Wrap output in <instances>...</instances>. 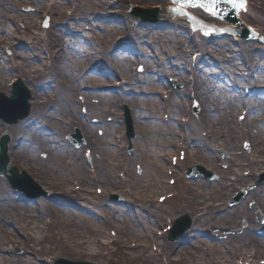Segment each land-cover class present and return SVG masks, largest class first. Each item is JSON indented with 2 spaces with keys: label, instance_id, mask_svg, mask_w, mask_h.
Listing matches in <instances>:
<instances>
[{
  "label": "bare ground",
  "instance_id": "6f19581e",
  "mask_svg": "<svg viewBox=\"0 0 264 264\" xmlns=\"http://www.w3.org/2000/svg\"><path fill=\"white\" fill-rule=\"evenodd\" d=\"M3 1L4 9H1L0 5V31L5 37L0 39V94L10 93L8 83L12 81L23 80L24 85L32 86L34 97L32 113L8 130L13 136L12 158L15 162L21 160L29 163L24 166L28 168L33 180L34 178L41 180L53 195L58 193L74 199L83 198L80 193L70 192L68 188L73 179L80 181L85 188L94 183L91 180V170L88 169L90 164L83 153V148L87 146L92 151L91 166L96 168V175L99 173L97 176L99 184L105 188L120 189L123 183L126 184L129 174L128 179L132 184L142 187L146 184V189L156 193L159 190H166L164 183L167 178V165L155 152L153 153V149L166 146L173 152L182 145L184 148L191 147L198 151L194 152L198 166L206 167L208 170L211 168L209 171L219 172L222 178L215 185L202 181L199 191H194L192 185L185 186L182 201L185 200L187 207L197 217L196 224L199 225L197 232L205 235L202 226L214 224L216 221L221 226L234 227L242 220H246L248 227L241 237L227 236L216 245L202 242L191 234L173 246H162L164 259L161 260L148 252L147 248L148 244L156 241L154 229L161 225L163 216L160 209L151 212L146 221L142 216L140 224L139 218L133 220L131 214H127L123 220L112 217L109 212L112 206L108 204L98 208L97 213L86 209L88 215L75 212L76 207L80 205L57 209L38 203V206L34 207L26 201L17 202L18 197L8 188L10 185L6 180V177H10L8 171L6 177L0 180V264H38L36 259L27 257L33 254L46 260L49 257L71 259L78 257L103 264L114 259L115 255L123 257L126 264H234V259L241 258H245V262L259 264L262 259L259 262L258 259L264 258V236L255 235L256 231L263 229L256 223V216L243 209L244 201L238 211L225 209L224 206L227 198L235 190L249 184V179H246L242 172L248 170L251 176H254L264 167V45L261 48L252 42L246 44L243 41H215L213 45L208 46L207 43L211 40L205 38L196 43L190 39L193 35L190 31H187L188 35L176 32L179 26H184L187 18L178 16L170 19L169 9L174 5L170 0L115 1L118 3V10H123L129 2L144 7L160 5L169 20L165 19L166 21L162 20L159 23L161 24L159 28L165 24H168V28H161L158 32L153 31L149 24L142 25L133 21L129 25L130 28L125 29L126 26L122 27L120 19L104 24L91 23L93 20L90 22V19L87 23L84 21L98 9L111 8L109 0H71L70 4L74 5L71 13L67 12L69 10L63 11L64 4L56 0H48V4L41 0ZM248 1L250 14L240 16L259 33L264 34V0ZM17 6L33 9V12L19 13L14 9ZM188 10L215 25L244 27L212 20L199 10ZM58 12L65 15L64 17L70 16L66 20V22L71 20L66 29L67 35L86 32L85 39L89 37L95 39L96 44L93 46L81 41L77 43L78 40L71 44L69 42L71 40L61 41L62 36L54 33L53 38L44 41L45 46L42 47L41 38L34 37L33 31H39L45 20L44 14L49 17L50 13L55 16ZM76 18L82 19L83 23H73ZM3 19L12 20L9 28L4 27ZM189 27L184 28L189 30ZM195 31L200 33L199 29ZM21 34L23 37L20 39L26 40L32 52L15 53L21 61L12 64L1 50H4L5 46L7 50L13 49L18 45L15 39ZM120 40L130 44L122 48L123 52L113 54L114 45ZM201 42L203 43L200 44ZM18 49L19 46L15 47L14 51ZM194 50L196 52L191 56L199 54L196 63L192 58L189 59V54ZM44 51L49 54L48 63L44 65L46 68L30 69L28 59L31 63L37 54ZM66 58L68 62L65 72V68H60L59 63L66 61ZM56 59L59 61L55 62ZM245 61L249 63L250 69H246L243 63ZM91 65H96L94 76H87L78 81V76L74 74L85 72ZM161 68L164 74L159 76L158 70ZM139 69L142 75L137 74ZM59 71L62 82L57 78L60 75ZM236 72L240 73L239 76ZM116 75H120L121 79L126 81V86L116 85L120 87L111 91L112 88L109 89L108 85L112 86L115 83V81L111 83V78ZM170 79L177 80L184 88L182 90L170 88L168 85ZM103 88L111 92L100 93L101 91L97 90ZM246 88L251 90L249 97L242 91ZM81 90L84 92H80ZM163 94L169 95V103L157 100ZM195 102L200 105V114L194 119L193 125L185 127L179 121L181 118L192 117L191 106ZM4 103L0 97V112L2 110L7 112V117L14 118L20 112V107L11 106L13 103ZM125 108L133 110L132 118L135 123L129 120L132 129L136 127L138 144L144 147V151L134 158L117 153L118 144L111 141L122 134L123 125L119 123V119H123L122 111ZM241 109L247 112L249 119L247 126L245 125L247 128L227 115L229 111L236 114ZM66 113L68 118L65 119ZM106 113L107 120L116 118V125L102 123ZM162 113L172 117L171 124L168 125L172 126V130L169 129L167 134L161 129L167 125L160 120ZM0 127V130H5L1 124ZM112 129L116 130L115 137L112 135ZM74 134L78 137L82 149L76 150L67 142L66 138ZM242 139L250 144L251 151L248 153L244 152L243 144L240 142ZM113 143L115 146L112 147ZM125 149L126 147L121 148V152ZM223 152L229 156V160L225 162L226 170L218 167L220 159L216 156ZM195 154H190V159L191 155ZM147 160H150V165H147ZM199 160H202L200 162L203 164H199ZM140 162H146L144 171L147 170V175L142 177L133 174V167L136 164L138 166ZM119 170L126 171L127 176L124 180L117 178ZM29 172L27 171L28 174ZM210 190L213 192L212 195H210L212 192L209 193ZM108 191L111 189H107L106 193ZM248 197L258 202L264 211V186L250 192ZM131 210L132 207H129V211ZM106 214L109 216L107 219L103 217ZM121 221L132 224L128 227V233L131 228L135 236L141 232L139 229L144 232V237L140 238L146 241L140 242L145 245L139 252H128L124 248L112 250V244L116 241L106 238L105 231L110 228L117 229L115 223ZM140 225L144 227L140 228ZM16 231L22 232L26 238H18ZM14 243L22 250V254L7 256L9 250L5 247ZM203 243L206 244L205 250L195 248ZM180 249L182 252H179Z\"/></svg>",
  "mask_w": 264,
  "mask_h": 264
},
{
  "label": "rangeland",
  "instance_id": "374dc122",
  "mask_svg": "<svg viewBox=\"0 0 264 264\" xmlns=\"http://www.w3.org/2000/svg\"><path fill=\"white\" fill-rule=\"evenodd\" d=\"M2 1V2H1ZM43 3H48V0H42ZM59 1L60 3L64 4V7H63V11H67L69 13H71L72 11V7L74 6L73 4H70V2H68L67 0H57ZM111 4L114 3V1H110ZM4 4H5V1L3 0H0V5H1V9H4ZM78 4V2L76 3ZM42 7V6H41ZM14 8V7H13ZM136 8V9H144L145 11H150V12H153V10L157 9V15H158V23H154L152 24V26H155L153 28V30L155 29L156 31L157 30H160V29H157L159 28V24L160 21L162 20H169L168 16L165 15V11L163 9H158L156 6H150V7H135L133 3H128L126 4V7H124V9L119 12L118 15H115L114 13L117 11L116 8L112 7V8H104V10H97V12H94L93 14H91L90 16H88L87 19H85L84 21L87 23L88 22V19H90V22L91 23H94V24H104V23H109V22H112L114 21V19H120V21L122 22V27H125V29L127 27H130V23L133 21V22H136L138 24H142V25H145L146 22H143L142 20L140 19H137L136 17V14H132V10ZM7 9V7H6ZM16 11H18L19 13H22V14H32L33 12V9H25L24 7H18L17 8H14ZM112 9H116V10H112ZM62 11V12H63ZM55 12V11H54ZM53 12V13H54ZM50 15L52 16H49L47 17L44 22L42 23L39 31L34 32L35 36L34 37H37V38H41L40 42L42 43V47H44L45 45L43 44L44 41H46L48 38H53L52 35H54V33H56L58 36L61 35L62 36V39L61 41L63 40H71L69 41L71 44H73L74 40H78L77 43L79 41H81L82 43H88V44H92L93 46L96 44L95 43V39H92V38H87L85 39V34L82 32V33H79V32H75V34L73 35H67L66 34V27H68V24H70L71 20H69L68 22H66L67 18L69 17H64L65 15H61V13L58 12L57 15L53 16L52 13H50ZM61 15V17H60ZM94 15V16H93ZM8 17H11L10 15H8ZM45 17V15H44ZM48 21V27L45 28L44 27V23L45 21ZM165 20V21H166ZM4 27L6 28H9V26L11 25V21L12 20H4ZM82 23L83 20H79V19H74V22L73 23ZM145 23V24H143ZM10 24V25H9ZM141 25V26H142ZM24 26V25H23ZM19 27L22 28V25L19 24ZM161 28H168V24H165L164 26H162ZM25 29V28H24ZM42 29V30H41ZM145 28H143L144 30ZM170 29V28H169ZM176 32H181L183 35H188L186 30L183 28V26L179 27V30H177ZM235 37H237L236 39L239 40L241 39L240 36L238 35H233ZM5 35L4 33H2V31H0V39L4 38ZM21 37H23V34L19 35L17 39H15V43L18 44L16 45L15 47H18L19 46V49L18 50H15V47L13 49H9L7 50L6 49V46L4 48V50H1L2 52H5V56L7 57L8 60H11L10 62L12 64H14L15 61L19 62L21 61L20 57L15 54V53H22V52H29L31 53L32 50L31 48L29 47V44L27 42H25L26 40L25 39H20ZM78 38H81V39H78ZM112 39V38H111ZM111 39L109 41H111ZM195 40H198V38H193ZM211 39H213L214 41H228V40H234L235 38H232L231 35H227L225 36L224 38H219L217 36H212ZM235 39V40H236ZM51 40V39H50ZM48 40V41H50ZM47 42V41H46ZM14 43V41H13ZM47 44V43H45ZM130 43L128 42H124V41H119V44H115L114 45V52H119L121 46H125V45H129ZM23 45V46H22ZM24 45H25V48H24ZM132 47V46H131ZM29 48V49H28ZM55 53V52H54ZM14 55H16L17 57L15 58ZM56 55H57V52H56ZM191 55L192 54H189V59H191ZM196 58H198L197 56H194L193 60H196ZM48 59H49V54L47 55L46 51H44L43 53H39L37 54L36 57L33 58V60H31V63H30V60L28 59V64H30V69H37L35 67H39L40 70L42 69H45L46 67H44V65L46 66V64L48 63ZM70 58H68L69 60ZM209 59V58H208ZM59 60L56 59L55 62H58ZM54 62V63H55ZM67 58H66V61H62L59 63V67L60 68H65V66H67ZM246 63V62H245ZM248 63V62H247ZM245 64L246 67H250L249 64ZM58 64V63H56ZM66 72V68L64 70ZM71 72V71H70ZM92 72V69L91 67H88L85 72L83 73H75L74 76H78V81H82L83 80V77L86 78L87 74L91 76H94L93 74H91ZM161 72L160 74L162 75L163 73V70L159 71ZM60 73V71H59ZM87 73V74H86ZM96 73V71L94 72V74ZM140 75H142V71L140 70ZM239 73V72H237ZM190 75V74H188ZM61 73L60 75H58V79L60 80V82H62V79H61ZM187 76V74H186ZM65 78H67V76L65 75ZM65 80V79H63ZM67 80V79H66ZM23 81V80H21ZM115 81V83H120L121 80V76L120 75H116L115 77L111 78V83ZM115 83L110 86L108 85L109 89L112 88V90H114V85ZM108 84V82H107ZM168 85L170 88L174 89V90H182L184 87H182L180 84H178L177 80L175 79H170L169 82H168ZM25 87L27 88L28 90V93L30 95V98H29V104H30V107H31V113H32V109H33V100H34V97L32 95V86H26ZM107 87V88H108ZM106 88H103L102 89H97V90H100V91H108V93L110 92V90ZM80 92H84V90H81ZM4 93V92H3ZM100 93H104V92H100ZM7 95V94H6ZM75 95V93H74ZM165 97V100H167V95H164ZM82 99V97H81ZM163 100V95L159 96V98H157V100ZM192 102V100H191ZM196 105V104H195ZM200 105L197 104V107L199 108L198 109V112L195 114L192 110V118H193V121L191 123V125L194 124V119L200 114ZM194 107V106H193ZM133 110L130 108V111L128 109L125 108L123 112L124 114V120L121 121V124L123 125V136H124V139L123 141L121 142L122 144L121 145H125V147L127 148L123 154H125V156L127 157H135L137 154V157L139 156L140 152H143L144 151V147L141 145V144H138V135H137V132H136V127L134 128L133 127V132H134V139L131 138V140L127 139V128H128V125H127V112H129V115L131 116L130 120L132 121V123H135V120L132 118L133 117ZM232 112V111H231ZM240 110H238L236 112V116L239 114ZM107 113L103 116L104 119L107 118ZM67 116V117H66ZM112 116V115H110ZM167 116H164L163 117V113L161 114L160 116V120H165ZM229 118L231 116H228ZM65 119L68 118V115L67 113L65 114ZM112 119V118H111ZM231 119V118H230ZM93 121V120H92ZM90 121V123L92 122ZM161 121V122H162ZM237 121V119H236ZM0 124L1 126H4L5 127V130L4 132L1 133V135L5 132H8L11 139L13 136H11V133H10V128L16 126V125H13V126H8L6 125L5 123H3L2 121H0ZM19 124V123H18ZM17 124V125H18ZM162 127V126H160ZM1 128V127H0ZM172 126H163L161 129L163 132H166V134L168 133V130L171 129ZM3 130V129H2ZM172 130V129H171ZM82 133V132H81ZM0 135V136H1ZM62 141L64 139H61ZM67 142L69 143L68 139L66 138ZM64 140V142L66 141ZM111 141L115 142L114 139H111ZM129 141H131L132 145L136 144V146L134 145L135 148H133V154L131 155L130 152L128 151V146H129ZM243 139L240 141L242 142ZM119 143V142H118ZM70 144V143H69ZM11 146H12V143H11ZM10 146V148H11ZM77 149V148H76ZM85 149L87 150V147H85ZM84 151V150H83ZM90 151V150H89ZM156 153L158 158L161 159L165 165H169L167 164V161L170 159V157L168 159L165 158V155H167L168 153H170V150L168 151L167 147L164 146V147H158V148H155L153 149V153ZM179 152V151H178ZM178 152H176V155L178 154ZM194 152H198L196 151V149H190V154H195ZM191 159H189V161H187L184 165H182V169L180 170V175H184L183 179L182 180H179L177 182V185L175 188H172L168 185V180L169 178H166L165 179V182L164 183V188L167 189V187H169V190H159L158 192L154 193L153 191L149 190V189H146L145 186L146 184H144L142 187V185H135V184H132L131 183V180L128 179V176L126 178L127 182H126V185L128 184H131L132 186H134L135 188L133 189V191L131 192V194H122V190L116 192V194H113V195H109L107 197H104V198H96V190L94 188L95 185H92L91 187H87V188H84L82 189V191H78V192H83V198H79V199H74V198H70V197H67V196H61L60 194H52L51 191H49V187L46 185H43V183L41 182V180H38L36 178H33L31 177L32 175L30 174L29 170L27 167H25L24 165L25 164H29V163H26L24 161H21V160H17V162L14 161V159L12 158V154L9 153V160H10V167L12 168H17V170H19V172L21 174H24V172L29 175V177L31 178V180L37 185V189H36V194L40 195V193L42 194H45V195H40V198L39 199H36V200H29V197L23 193V192H19L15 189H12V185H8V188L13 191L15 193L14 196L18 197L17 199V202L18 203H24L23 201H26L27 204H31L32 206L34 207H37L38 206V203L39 204H44V205H48V206H51V207H57V209H64L66 206H73V205H80V206H77V211H75L76 213L78 214H85V215H88L86 214V209H89V210H92L94 212H98V208H102L103 206H106V204H108L109 206L111 205L112 206V210L110 209L109 212L111 213L112 217L115 216V217H119L121 220L124 219V217H126L127 214H131L132 215V218L133 220H137L139 218V222L140 224L142 223V216L143 218L145 219L144 221H146V219H148V215L151 214V212H154V211H157V209H160V211L162 212V222H161V225L158 227V228H155L154 229V235H155V238H157L158 241H155L153 244H150L149 245V251L155 253V249L156 248H159L158 245H159V242L161 241L162 242V245H175L177 244V242L181 241L182 239H187L189 235H195L197 236L199 239L202 240V242H205V243H209V244H212V245H216L218 243H220L221 241L225 240L227 236H238V237H241L244 233H245V230L246 228L248 227V222L246 220H242L241 223H239V225L237 226H231L229 227L228 225L227 226H221L219 224H217L218 222L216 221L214 224H207L205 225V227L202 226L203 228V232L205 231V235L203 234H199L197 231H198V226L195 222H197V217L193 215L191 209L189 207H187L186 205V202L185 200L182 201V196H184V193H185V186L187 184L189 185H192L193 186V189L194 191L196 190H200L201 188V185H202V181H206L207 183L210 182V184H218L217 182H219L220 180H222V178L219 176V172H211L209 170H211V168H206V167H203V170L206 171L208 173L207 177L205 178L204 176H201L199 177L197 180H190L186 177L185 175V172L188 170V169H191L193 168L194 166H197V160H196V154L195 155H191ZM216 156L219 157V159L221 160V162H225L229 159L228 157V153H222V154H219L218 155L216 154ZM136 157V158H137ZM202 160H199V164H201L202 162H200ZM147 162V165H150V160L146 161ZM145 162V163H146ZM145 163L144 162H140V164H138V166H134L133 167V174L136 175V176H140L142 177L143 175H147L146 174V171H144V167H145ZM163 164V165H164ZM203 164V163H202ZM144 165V166H143ZM224 166V165H223ZM223 168V167H222ZM22 169H24V171H22ZM27 171L29 172V174L27 173ZM180 175H177V177H180ZM124 178V179H125ZM257 178V177H256ZM255 178L254 181H256L257 179ZM121 180H123L122 178H120ZM2 181V179H0ZM0 181V182H1ZM6 181V180H5ZM249 181H253V180H249ZM51 182V181H50ZM75 183V182H74ZM124 185V183H123ZM100 187H103L101 184H99ZM74 184H72L71 188H74ZM243 187V185L241 186ZM78 188L80 189L81 186H78ZM110 188V187H108ZM169 192H176L177 196L171 200V201H167L164 205H161L160 203H158V197L159 196H166ZM212 190L209 191V193H211ZM242 192V189L240 190H235L232 194H231V199L229 200L227 206H230V203L233 201V199L236 197V195H239L240 193ZM93 194V197L92 198H89V196ZM213 192L210 194L212 195ZM249 194L248 195H245L234 207H229L231 208V210H235V211H238L240 209V204L242 203V201L245 202L244 204V210L250 212V213H253L255 216H256V223L262 228V226L264 225V211L261 209L260 205L258 202H256L254 199H250L249 197ZM114 197H120L121 200L119 199H115ZM23 198V199H21ZM25 199V200H24ZM96 199H98L96 201ZM91 200V201H90ZM208 200V199H207ZM93 201V202H92ZM206 201V200H204ZM202 201V202H204ZM201 202V203H202ZM35 204V205H33ZM102 206V207H101ZM129 207H132V210L129 211ZM108 212V211H107ZM181 215L183 216H188L190 219H191V222H192V226H191V229L190 231L185 234V236L179 238L177 241H174L172 243L168 242V238L166 239H163L161 238V235L162 233L164 232V230H166V220L167 219H178ZM105 219H107L109 216L108 214H106V216H103ZM261 217V218H260ZM260 218V219H259ZM263 219V220H261ZM263 222H261V221ZM49 222V221H48ZM117 225V229H114V228H110L109 230L105 231L106 232V236L108 238H110L111 236V233H116L119 235V242L117 245H114L112 246V250L115 251V250H120V248H124L126 249L128 252H139L140 251V247H142V245H144L145 243H141V241H146V239H141L142 237H144V232L139 229L141 232L135 236V233L132 232V228H131V231L128 233V227H131L132 224H128V223H125V221H121V222H117L115 223ZM131 225V226H130ZM144 225H140V228H143ZM112 229V230H111ZM110 231H114V232H111ZM259 231H257L258 233ZM21 232L19 231V233L17 232V236L19 238H22V234H20ZM126 233V234H124ZM256 234V233H255ZM141 237V238H140ZM25 238V237H23ZM113 238V237H112ZM217 240V241H215ZM141 245V246H140ZM155 246V248L153 247V250L151 249L152 246ZM140 246V247H139ZM198 248L199 250H205L206 249V244H200L198 246H195V248ZM6 248V247H5ZM142 250V249H141ZM148 251V252H149ZM31 252V251H30ZM179 252H182V249H180ZM161 251H159V255H158V258H161L164 259L162 257V254H160ZM194 253V251H193ZM11 254L13 256H20L22 254V250L19 249L17 246L12 248L11 249ZM10 254V255H11ZM157 254V253H156ZM179 255V254H178ZM181 255V254H180ZM116 257L114 259H112L113 261L110 262V264H126L124 259H122L123 257H120L118 255H115ZM27 257L29 258H34V259H40L41 263L39 261H37V263L39 264H58V261L59 259H54V260H51L50 257L46 260L45 258H39V257H35L34 255L30 256V255H27ZM182 257V256H181ZM261 259V257L259 258ZM264 259V258H262ZM64 260L66 261H72V262H84V263H94V264H103L102 263H97V262H93L92 260H89V259H84V258H74V259H71V258H64ZM109 263L108 261H106V264Z\"/></svg>",
  "mask_w": 264,
  "mask_h": 264
},
{
  "label": "snow or ice",
  "instance_id": "6c2138e0",
  "mask_svg": "<svg viewBox=\"0 0 264 264\" xmlns=\"http://www.w3.org/2000/svg\"><path fill=\"white\" fill-rule=\"evenodd\" d=\"M172 2L179 5V7L172 9V11L181 15H187L186 12H181V9L187 7H200L214 16L219 15L220 11H222L220 9L222 3L231 5L233 9L246 7L244 0H172Z\"/></svg>",
  "mask_w": 264,
  "mask_h": 264
},
{
  "label": "water",
  "instance_id": "95a60500",
  "mask_svg": "<svg viewBox=\"0 0 264 264\" xmlns=\"http://www.w3.org/2000/svg\"><path fill=\"white\" fill-rule=\"evenodd\" d=\"M171 8H173V7H171ZM189 14H194V13H192L190 10H188V9H185ZM195 15V14H194ZM196 16V15H195ZM240 18V21H241V25H243L244 27L243 28H252V30L254 31V33L255 34H257L259 37H261V38H264V34H262V33H259V31L253 26V25H251L250 23H248L247 21H245L243 18H242V16H240L239 17ZM205 21V20H204ZM209 23V22H208ZM210 25H215V24H212V23H210ZM218 27H226V26H219V25H217ZM231 29H242V28H233V27H230Z\"/></svg>",
  "mask_w": 264,
  "mask_h": 264
}]
</instances>
